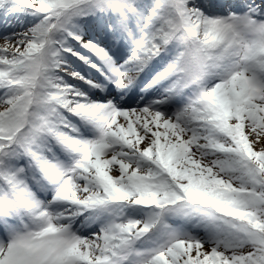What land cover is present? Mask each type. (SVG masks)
<instances>
[{"label": "snow or ice", "instance_id": "obj_1", "mask_svg": "<svg viewBox=\"0 0 264 264\" xmlns=\"http://www.w3.org/2000/svg\"><path fill=\"white\" fill-rule=\"evenodd\" d=\"M0 264H264V0H0Z\"/></svg>", "mask_w": 264, "mask_h": 264}]
</instances>
